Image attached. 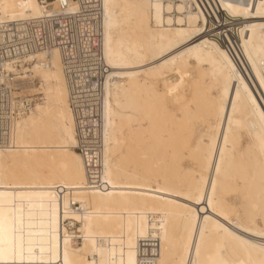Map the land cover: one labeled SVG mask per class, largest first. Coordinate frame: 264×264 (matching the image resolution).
Here are the masks:
<instances>
[{"label": "bare ground", "instance_id": "1", "mask_svg": "<svg viewBox=\"0 0 264 264\" xmlns=\"http://www.w3.org/2000/svg\"><path fill=\"white\" fill-rule=\"evenodd\" d=\"M99 7L91 117L59 49L4 65L0 216L18 231L0 264H264V0ZM80 10L0 0V29ZM35 83L39 103L22 95ZM86 134L94 156L75 151Z\"/></svg>", "mask_w": 264, "mask_h": 264}, {"label": "built area", "instance_id": "2", "mask_svg": "<svg viewBox=\"0 0 264 264\" xmlns=\"http://www.w3.org/2000/svg\"><path fill=\"white\" fill-rule=\"evenodd\" d=\"M38 2L44 7H49L53 2H57L61 10L66 9L69 4L79 3L82 13L79 14L80 16L59 14L38 19L30 24L29 22H20L23 23L20 25L21 27L8 25V27L0 29V75L6 81L0 83L1 111L12 113L11 104L8 102L14 97L7 85V80L12 83L18 75L12 72L8 73L4 65L11 64L18 73L20 61L25 55L57 48L64 56L67 79L75 85L76 100L79 103H85L81 105V109L89 108L90 115L86 116L91 117L92 106L86 102L90 101L93 95L90 94L91 91L96 92L97 86L105 74L94 40L98 28L96 18L100 0H38ZM210 13L209 19L213 21L214 29L218 30L223 38L224 42L221 43V46L228 51L232 50L227 41L228 35L234 40L231 26L227 21L229 17L222 11L216 10V14H213L210 10ZM210 38L216 39V36L213 35ZM20 101L19 97L15 98L16 104ZM21 103L27 107L24 100ZM17 106L21 107V105ZM99 148L97 139H91L89 134H86L82 135L76 150L82 155L93 153L94 156L99 152Z\"/></svg>", "mask_w": 264, "mask_h": 264}, {"label": "snow or ice", "instance_id": "3", "mask_svg": "<svg viewBox=\"0 0 264 264\" xmlns=\"http://www.w3.org/2000/svg\"><path fill=\"white\" fill-rule=\"evenodd\" d=\"M261 119L264 120V112H261ZM18 231L15 223L6 221L3 216H0V245L16 239V232ZM67 243V241H65ZM4 248L0 247V261L4 259ZM15 264V262H13ZM64 264H69L67 253H65Z\"/></svg>", "mask_w": 264, "mask_h": 264}, {"label": "rangeland", "instance_id": "4", "mask_svg": "<svg viewBox=\"0 0 264 264\" xmlns=\"http://www.w3.org/2000/svg\"><path fill=\"white\" fill-rule=\"evenodd\" d=\"M26 87H27V89L22 93L23 97L33 99L35 101V103H39L40 101H38V100H39V98H41V96L35 95V93L31 89L35 88L39 92L40 85L38 83H35L34 87H31L30 85H26ZM75 151L78 152L77 150H75Z\"/></svg>", "mask_w": 264, "mask_h": 264}]
</instances>
